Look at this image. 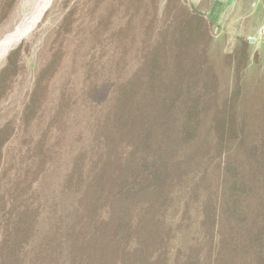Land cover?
Returning a JSON list of instances; mask_svg holds the SVG:
<instances>
[{
	"label": "trees",
	"instance_id": "trees-1",
	"mask_svg": "<svg viewBox=\"0 0 264 264\" xmlns=\"http://www.w3.org/2000/svg\"><path fill=\"white\" fill-rule=\"evenodd\" d=\"M108 3L95 30L111 40L116 67L132 52L138 65L115 85L113 102L51 197L39 188L64 139L53 132L66 116L64 94L39 138L28 132L62 65L76 8L62 18L60 42L24 107L20 161L4 164L15 126L0 127V264H264V105L239 109L247 43L225 56L235 82L218 100L206 15L182 0ZM22 51L11 50L0 70V101L22 69Z\"/></svg>",
	"mask_w": 264,
	"mask_h": 264
},
{
	"label": "rangeland",
	"instance_id": "rangeland-1",
	"mask_svg": "<svg viewBox=\"0 0 264 264\" xmlns=\"http://www.w3.org/2000/svg\"><path fill=\"white\" fill-rule=\"evenodd\" d=\"M5 1L0 0V41L18 27L28 23V19L37 9L38 0H14L10 8L5 7ZM104 1L97 6L95 0H53L51 6L42 15L41 21L25 37L15 42L0 61L1 70L5 66L8 53L16 46L22 45L23 51L20 57L22 69L16 76L12 87L0 101V127L6 122H12L15 126L13 139L3 151L5 164L9 160L20 161L26 155L22 148L24 107L28 103L37 74L51 56L52 46L60 42V40L57 42L54 40L62 18L71 8L77 9L73 30L62 42V48L65 50L62 65L52 77L43 109L32 122L28 132L33 139L39 138L64 94L67 100L66 116H63V122L60 119V122L57 121L58 127H54L53 132L55 135V131H63L65 134H63L64 139L53 147V151L57 152L53 156V161H50L43 178L42 188H39L45 197H51L54 190L59 188L58 185L63 182L71 166L72 153L79 147H86L90 142L92 130L96 125L95 119L113 102L116 94L115 85L130 77L138 65V61L133 56L134 52H132L126 63L116 67L112 58L111 40L104 39L103 35L100 36L96 32V24L101 15L106 12L109 4L108 0ZM182 1L189 2L188 0ZM163 5L164 3L160 2V12ZM121 14L120 8L117 9L118 27L126 20ZM222 35L223 33L217 36L214 29L213 40L208 51L219 78L218 100L228 96L233 89L235 72L232 66L225 63V56L231 54L232 49L239 47L235 40H230L229 43L228 38L223 39ZM248 63L249 59L247 66ZM247 66L242 71V97L239 109L250 112L253 106L264 105V61H251L248 70ZM55 141L56 138H53L54 144ZM231 152L233 153L232 150ZM1 174L2 171L0 176ZM213 175L215 171L212 169L210 180L216 182ZM3 186L4 182L0 178V192ZM57 210L59 213L62 211L61 205ZM191 216L192 220L198 216L196 207L192 209ZM178 218L179 216L174 220L177 221ZM184 237L181 234L175 240V245L178 246Z\"/></svg>",
	"mask_w": 264,
	"mask_h": 264
},
{
	"label": "crops",
	"instance_id": "crops-1",
	"mask_svg": "<svg viewBox=\"0 0 264 264\" xmlns=\"http://www.w3.org/2000/svg\"><path fill=\"white\" fill-rule=\"evenodd\" d=\"M188 1L206 15L217 36L223 33V39L228 38L229 43L230 40H235L239 44L237 46L242 42L247 43L250 65L254 60L264 61V0Z\"/></svg>",
	"mask_w": 264,
	"mask_h": 264
},
{
	"label": "bare ground",
	"instance_id": "bare-ground-1",
	"mask_svg": "<svg viewBox=\"0 0 264 264\" xmlns=\"http://www.w3.org/2000/svg\"><path fill=\"white\" fill-rule=\"evenodd\" d=\"M53 0H38L37 9L34 14L28 19V23L21 27L15 29L12 33L6 35L0 41V61L8 52V49L17 41L26 36V34L31 31L40 21L42 15L51 6Z\"/></svg>",
	"mask_w": 264,
	"mask_h": 264
},
{
	"label": "water",
	"instance_id": "water-1",
	"mask_svg": "<svg viewBox=\"0 0 264 264\" xmlns=\"http://www.w3.org/2000/svg\"><path fill=\"white\" fill-rule=\"evenodd\" d=\"M263 35H264V32H263ZM250 41H251V39H250Z\"/></svg>",
	"mask_w": 264,
	"mask_h": 264
}]
</instances>
